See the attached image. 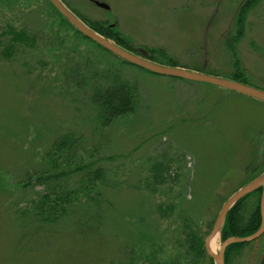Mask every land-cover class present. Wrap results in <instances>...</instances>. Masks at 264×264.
Instances as JSON below:
<instances>
[{
	"label": "rangeland",
	"instance_id": "1",
	"mask_svg": "<svg viewBox=\"0 0 264 264\" xmlns=\"http://www.w3.org/2000/svg\"><path fill=\"white\" fill-rule=\"evenodd\" d=\"M98 1L109 8L62 0L128 52L264 90V0ZM51 5L0 0V52L9 29L24 28L36 39L31 48L18 45L0 56V264H127L124 246L133 244L142 219L153 237L134 247L137 264L190 261L191 254L182 255L185 233L204 239L226 198L264 165V103L124 64L76 34ZM109 71L135 86L139 102L126 120L101 128L86 105L89 86H104ZM69 132L81 134L84 162L106 171L104 236L79 233L72 212L62 230H32L29 220L21 229L15 222L45 189L33 176L23 181L45 168L51 142ZM168 207L161 216L159 208ZM221 241L217 236L216 252ZM208 258L201 264H210ZM263 258L264 233L233 248L227 264Z\"/></svg>",
	"mask_w": 264,
	"mask_h": 264
},
{
	"label": "trees",
	"instance_id": "2",
	"mask_svg": "<svg viewBox=\"0 0 264 264\" xmlns=\"http://www.w3.org/2000/svg\"><path fill=\"white\" fill-rule=\"evenodd\" d=\"M69 9L92 30L107 39H112L119 46H125L109 35L102 26L99 27L100 25L98 23L89 21L75 10L71 8ZM55 11L61 17V20L72 28L76 34L86 38L81 35V33L78 32L57 10ZM7 31L11 35L8 38V44L1 49V57L9 54L11 52L10 50H14L15 47L26 45L31 48L35 43V36L27 33V30L24 28L20 30L9 29ZM96 46L105 50L97 44ZM117 58L124 64H130L119 57ZM147 59L153 60V56H147ZM169 66L173 67L176 66V64L169 63ZM237 81L245 83L243 80ZM104 84V86H101L92 83L89 86L90 95L88 96V105H86V108L93 107L95 110L96 115L94 121L96 122L95 124H98L97 126L101 128L108 127L113 122L119 120H126L128 116L135 112L139 102L135 86L125 82L120 74L109 71L105 76ZM82 141L83 138L81 134L75 132L61 133L53 139L49 149L43 155L45 168L40 170V172H33V174H36L35 176L33 174L27 175L26 181H23V183L28 182L33 176V181L38 184H44L45 189L32 201L30 207L26 208L23 212H17L18 216L15 217V222L16 224L18 223V227L24 229V223L26 220H29L26 228L32 226V230H36L40 227V231L45 232L47 229L53 228L54 226H60V229L62 230V228H65L64 224L66 223L64 219L67 218L66 216L69 215L70 212H72L71 214H73L74 217H78L75 220V230L79 233L88 235L97 233L101 234L103 232L102 236L105 235V225L103 223H105L106 211L103 213L104 208H102V202L104 195L102 194L101 187L107 185V175L106 171L102 167L97 166L95 161L84 162ZM261 164L259 163V166ZM159 167V165L154 167L155 174ZM263 170L264 165L254 171L244 184L256 177ZM260 193V189L251 192L238 201L227 212L220 232V236L223 240L229 236H247L258 229L261 221L259 213ZM171 210V207H168L165 211L159 208L161 216H166ZM143 212L146 211L143 210L142 213ZM146 221L142 219L135 224V232L131 234L133 244L124 246L127 247V249H130L126 252V255H128L127 264H137L139 262L141 256L138 255L134 247H141L146 241L151 240L153 237L148 234L149 231H147V229L149 228L146 227ZM184 222L187 224L190 223L188 220H185ZM211 227L212 224L210 225L209 230ZM24 235V232L21 235H18L16 243L18 246L22 245V238H25ZM185 237V240L187 241H185L184 244H187V247H184L183 244L182 255L187 257L191 254L192 259L190 261L187 259H175L174 261L165 264H201L202 259L206 258V253L203 247V236L198 234L197 231H187ZM247 243L248 242L236 243L228 246L224 252V263L227 264V258L233 248L237 246L241 247ZM208 260L210 264H213L211 258H208ZM152 263L157 264L154 263V261L149 262V264ZM262 264H264V258Z\"/></svg>",
	"mask_w": 264,
	"mask_h": 264
},
{
	"label": "water",
	"instance_id": "3",
	"mask_svg": "<svg viewBox=\"0 0 264 264\" xmlns=\"http://www.w3.org/2000/svg\"><path fill=\"white\" fill-rule=\"evenodd\" d=\"M53 7L65 18L67 21L84 37L101 46L105 50L111 52L117 57L123 59L124 61L142 68L146 71L157 75L169 76L179 79H184L188 81L201 82L211 84L228 91L236 92L252 99L261 101L264 103V90L257 89L250 85L244 84L240 81L222 79L212 75H206L204 73H198L189 71L186 69L164 66L156 64L150 60L143 57L135 55L127 50L116 45L109 39H106L102 35L93 31L86 24H84L79 18H77L63 3L61 0H49ZM97 7L108 9L109 6L98 0H91ZM260 189L259 198V213L261 216V221L258 229L247 236H229L225 240L221 241L219 249L217 252H213L210 248V243L212 240L220 235L221 228L223 226L225 216L227 212L242 198L247 196L253 191ZM264 233V170L259 173L256 177L251 179L249 182L238 188L233 192L221 205L215 220L212 224L210 231L204 238L203 247L205 253L212 259L213 264H225L224 263V252L226 248L230 245L236 243H246L251 242L259 238Z\"/></svg>",
	"mask_w": 264,
	"mask_h": 264
},
{
	"label": "bare ground",
	"instance_id": "4",
	"mask_svg": "<svg viewBox=\"0 0 264 264\" xmlns=\"http://www.w3.org/2000/svg\"><path fill=\"white\" fill-rule=\"evenodd\" d=\"M216 239H217V237H215L213 240H212V242L210 243V248H211V250L213 251V252H216L215 250H216Z\"/></svg>",
	"mask_w": 264,
	"mask_h": 264
}]
</instances>
